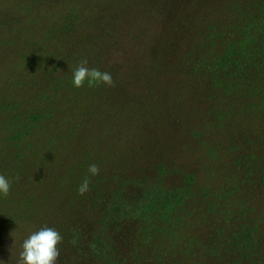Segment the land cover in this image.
Listing matches in <instances>:
<instances>
[{
  "label": "rangeland",
  "instance_id": "rangeland-1",
  "mask_svg": "<svg viewBox=\"0 0 264 264\" xmlns=\"http://www.w3.org/2000/svg\"><path fill=\"white\" fill-rule=\"evenodd\" d=\"M232 5L0 0V264L44 226L63 238L57 264H97L98 237L108 264H233L244 231L264 262V102L238 85L252 71L196 61L208 6L222 18ZM83 60L112 86L74 87ZM121 180L130 205L150 190L170 204L113 224Z\"/></svg>",
  "mask_w": 264,
  "mask_h": 264
},
{
  "label": "trees",
  "instance_id": "trees-1",
  "mask_svg": "<svg viewBox=\"0 0 264 264\" xmlns=\"http://www.w3.org/2000/svg\"><path fill=\"white\" fill-rule=\"evenodd\" d=\"M226 1L233 2V5L229 7L231 12L228 17L215 18L212 15V11L209 12L210 6H208L205 22H200L196 26L195 38L198 41L196 47L197 52H200L202 56H197L196 61L200 64L205 62L208 68H220L223 72L227 68L234 69L236 70L235 72L245 70L246 73H250L252 71V73L243 77V80H239L238 85L246 86L247 92L252 96H261L259 101L264 102V0ZM38 118L37 116L35 119ZM115 173L122 172L115 170ZM121 181H124L126 185L125 187H119L118 200L113 203V208L111 207L115 213L114 217H110L113 224L117 221L115 217L117 214L128 212L130 208H132V214L143 218V216H140V212H148L149 208L154 209L155 206L166 209L170 204L168 193L162 190L164 198L156 199L153 196L155 191L150 190L145 191V193L142 191L138 192L141 196L140 199L144 200L146 205H143V207H138L135 204L130 205L129 199L132 197L128 199L126 194L131 192L128 189L131 185L125 180ZM146 198H149V201H146ZM105 216L108 217V213ZM240 236L237 237L241 238V243L244 242V248L237 252L238 255L237 257L235 256L236 260L233 264H237L241 256L252 258L254 262L264 264L263 257H258V251H255L258 247V242H255L254 235L244 231ZM102 241L98 237L92 251L86 252L85 255L89 259L95 258L97 264H108V256L112 252L106 247H100ZM172 257L169 252L163 262L172 264Z\"/></svg>",
  "mask_w": 264,
  "mask_h": 264
},
{
  "label": "clouds",
  "instance_id": "clouds-1",
  "mask_svg": "<svg viewBox=\"0 0 264 264\" xmlns=\"http://www.w3.org/2000/svg\"><path fill=\"white\" fill-rule=\"evenodd\" d=\"M73 86L76 88L83 87L85 82L88 86H95L103 83L112 86L113 79L110 73L101 72L98 69L87 67V60H83L73 71ZM92 175L99 174L97 165L92 164L88 168ZM89 179L85 178L78 188L80 195L89 190ZM11 190V181L4 175L0 174V196L7 197ZM62 236L53 228L44 226L37 231L31 232L23 240L21 251L15 257V264H57L60 255L58 245L62 242ZM14 258V257H12Z\"/></svg>",
  "mask_w": 264,
  "mask_h": 264
}]
</instances>
